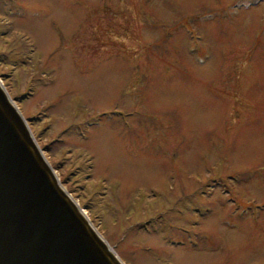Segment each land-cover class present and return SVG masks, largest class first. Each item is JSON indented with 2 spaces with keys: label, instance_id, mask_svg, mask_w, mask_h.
<instances>
[{
  "label": "rangeland",
  "instance_id": "rangeland-1",
  "mask_svg": "<svg viewBox=\"0 0 264 264\" xmlns=\"http://www.w3.org/2000/svg\"><path fill=\"white\" fill-rule=\"evenodd\" d=\"M0 81L125 264H264V0H0Z\"/></svg>",
  "mask_w": 264,
  "mask_h": 264
},
{
  "label": "water",
  "instance_id": "water-1",
  "mask_svg": "<svg viewBox=\"0 0 264 264\" xmlns=\"http://www.w3.org/2000/svg\"><path fill=\"white\" fill-rule=\"evenodd\" d=\"M0 264H125L59 181L1 81Z\"/></svg>",
  "mask_w": 264,
  "mask_h": 264
}]
</instances>
